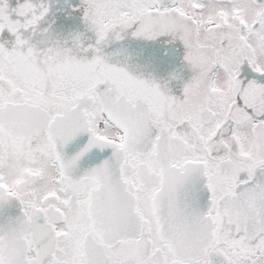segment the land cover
<instances>
[{
	"label": "snow or ice",
	"instance_id": "obj_1",
	"mask_svg": "<svg viewBox=\"0 0 264 264\" xmlns=\"http://www.w3.org/2000/svg\"><path fill=\"white\" fill-rule=\"evenodd\" d=\"M0 264H264V0H0Z\"/></svg>",
	"mask_w": 264,
	"mask_h": 264
},
{
	"label": "flooded vegetation",
	"instance_id": "obj_2",
	"mask_svg": "<svg viewBox=\"0 0 264 264\" xmlns=\"http://www.w3.org/2000/svg\"><path fill=\"white\" fill-rule=\"evenodd\" d=\"M16 0H10V3L15 4Z\"/></svg>",
	"mask_w": 264,
	"mask_h": 264
}]
</instances>
